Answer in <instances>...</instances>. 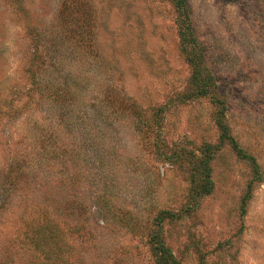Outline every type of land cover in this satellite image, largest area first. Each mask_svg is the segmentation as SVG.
Segmentation results:
<instances>
[{"label": "rangeland", "instance_id": "rangeland-1", "mask_svg": "<svg viewBox=\"0 0 264 264\" xmlns=\"http://www.w3.org/2000/svg\"><path fill=\"white\" fill-rule=\"evenodd\" d=\"M188 8L260 167L245 214L252 169L220 146L208 99L183 100L167 0H0V264H154L161 212L179 264H264V0ZM208 147L212 190L194 198L184 157Z\"/></svg>", "mask_w": 264, "mask_h": 264}, {"label": "trees", "instance_id": "trees-1", "mask_svg": "<svg viewBox=\"0 0 264 264\" xmlns=\"http://www.w3.org/2000/svg\"><path fill=\"white\" fill-rule=\"evenodd\" d=\"M171 5L174 15L179 42V51L189 66L190 75L188 79V90L182 96L183 100L208 99L214 108L213 121L218 131L220 146H228L237 158L247 163L252 169V180L248 183L246 191L241 199V213L246 212V207L252 198L254 185L260 181V167L256 159L242 149L236 139L231 135L229 126L225 119V103L217 92L214 75L205 63V48L197 39L195 30L190 22L188 0H167ZM167 108L162 107L154 113L151 118L157 124V130H161L164 122V112ZM157 155L161 157L162 152L157 149ZM216 149L208 147L202 151L200 156L194 153L185 155L184 161L190 167L191 193L194 198H201L210 194L212 181L210 178L211 154ZM179 155H169L167 160L175 159ZM168 213H159L156 218L155 228L151 232L149 250L154 259V264H179L172 252L165 246L160 236V227Z\"/></svg>", "mask_w": 264, "mask_h": 264}]
</instances>
